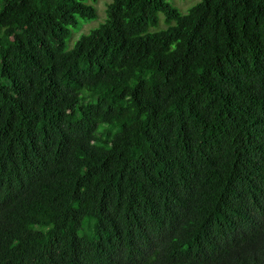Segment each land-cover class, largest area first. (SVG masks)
<instances>
[{"label": "trees", "instance_id": "16d2710c", "mask_svg": "<svg viewBox=\"0 0 264 264\" xmlns=\"http://www.w3.org/2000/svg\"><path fill=\"white\" fill-rule=\"evenodd\" d=\"M97 3L0 0V264H264V0Z\"/></svg>", "mask_w": 264, "mask_h": 264}, {"label": "rangeland", "instance_id": "374dc122", "mask_svg": "<svg viewBox=\"0 0 264 264\" xmlns=\"http://www.w3.org/2000/svg\"><path fill=\"white\" fill-rule=\"evenodd\" d=\"M111 0H98V3L95 5V11H96V18L92 21H78V26L76 27V30L78 32L74 35L73 41L66 40V48L69 49L72 47L73 42L75 41V38L78 35L87 33L90 29L95 28L99 23L103 22L104 19V11L106 5ZM199 0H165L166 3H168L172 8L176 9L179 13L183 14L186 12V10L196 4ZM160 28L163 27L162 25V16H158ZM158 29V28H157ZM88 220H84L78 229L77 233L78 235H84L85 237L91 236V227H88Z\"/></svg>", "mask_w": 264, "mask_h": 264}]
</instances>
